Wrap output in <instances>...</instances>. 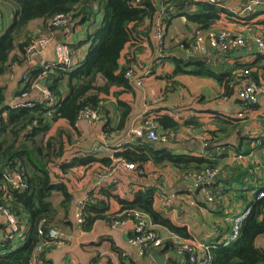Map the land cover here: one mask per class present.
Wrapping results in <instances>:
<instances>
[{
  "label": "crops",
  "instance_id": "obj_1",
  "mask_svg": "<svg viewBox=\"0 0 264 264\" xmlns=\"http://www.w3.org/2000/svg\"><path fill=\"white\" fill-rule=\"evenodd\" d=\"M189 2H192V8L188 6L186 9L172 8L170 12V20L166 26L169 51L166 59L158 57L156 43L152 37L144 41L143 47L136 51L134 56L132 49L126 50L125 54L128 52V56L135 59L129 66L140 67L138 68L140 72L152 67L153 71L146 77L143 87L134 86L131 92L124 93L121 97L129 101L132 107L124 131H117L114 134L104 132L106 122L111 127H116L120 121V112L114 97L108 100L104 114L100 112L99 120L94 122L79 120L77 130H64V134L67 135V138L64 137L66 152L60 162L53 164L51 168L55 173L53 175L55 180H61L67 185L69 193L72 194V201L69 211L66 212L62 206L63 195L56 191L51 197L58 212L53 226L60 232L61 239L47 252L48 264H157L152 257L154 251L142 257L130 244L134 225L132 221H128L124 226L112 227L108 219L102 218L97 219L90 229L86 228V223L83 226L77 224L75 218L78 205L90 192L101 201L100 199L105 198L103 191L109 187L112 189L113 196L105 198L106 212L109 214L120 211L119 199L133 202L147 193H152L156 210L173 224L185 227L192 237L181 238L208 244H223L231 234L227 216L249 206L257 199L258 192L264 188V102L249 106L245 114L240 116L243 107V102L238 96L240 88L227 91L214 77L195 73L198 66L188 57L182 56L176 47L177 41L196 26L184 14L193 13L197 9L193 5L195 0ZM243 2L244 0L218 1L221 7H224L225 13L213 28L242 30L246 34L261 33L258 22L264 19L261 13L264 8H259L255 12L257 17L253 22L247 19L250 15L241 14ZM9 10L10 15L3 16L0 13V37L12 22L13 11L10 8ZM95 13L91 15V22L80 23L72 29L68 27L55 30L53 42L41 55H28L27 59L21 58V61L13 62L11 71L0 78V83L8 87L7 99H10V104L18 97L16 94L23 91L26 86L24 74L39 70L43 59L50 62L56 59L55 46L58 42L73 45L76 51V65L85 58L91 43L89 35L94 33V27L101 23L103 18L98 10ZM251 24L255 25L251 27ZM30 30L35 36L47 33L43 20L33 21ZM18 54L19 52L15 51L13 56ZM201 57L205 60L198 62H204V72L211 71L218 75L234 74L244 64L264 67V54H261L256 44L228 53H218L211 49L208 54ZM177 58L187 60L183 68L188 72L175 75ZM121 63L128 65V57L124 56ZM254 71L256 72V69ZM263 71L264 69H259L256 73L264 83ZM31 97L41 98L40 89L34 88ZM158 117H169L179 123L177 130H163L159 127V133L174 131L180 135L166 144H155L163 145L177 155L217 160L219 165L229 167L211 182L202 187H194L184 179L185 172L172 164L158 165L152 161L148 162L144 164L146 172L143 175L120 167L116 174L119 179L117 183L99 177V174L107 171L108 164L99 162L85 164L88 158L95 156L98 159H109L112 161L110 166H116L118 159H121L116 154L141 141L131 138V130L141 126L147 118ZM187 122L193 124L186 125ZM204 138H207L208 146L203 145ZM100 147L103 149L100 150ZM74 152L78 154V159L74 162L68 161ZM240 154L244 159L237 160L236 157ZM63 165H70L72 168L64 171L61 168ZM234 168H241L236 178H233ZM241 173L244 175L241 176ZM220 175L223 176L222 179H219ZM206 191L213 193L215 197L213 203L206 200ZM192 201L195 204H192ZM87 204L86 202L85 205ZM23 226L26 227L25 223ZM6 229V216L0 212L2 239L5 237ZM154 230L164 241L174 240L173 235L176 233L168 228L154 224ZM20 240L21 237H17L15 243H20ZM259 245L264 246V237L259 240ZM156 249L167 255L165 264H172L171 262L191 264L188 257L166 248V245ZM203 254V251H199L200 257Z\"/></svg>",
  "mask_w": 264,
  "mask_h": 264
},
{
  "label": "trees",
  "instance_id": "obj_2",
  "mask_svg": "<svg viewBox=\"0 0 264 264\" xmlns=\"http://www.w3.org/2000/svg\"><path fill=\"white\" fill-rule=\"evenodd\" d=\"M187 2L189 0H0L1 4L13 11L12 22L0 37V78L11 71L13 62L28 58L27 47L35 37L30 30L33 21L43 20L48 35L54 31L49 22L56 15L70 16L74 27L80 23L91 22V15L96 14V10L103 16L101 23L94 27V33L89 35L91 43L85 58L76 67L66 69L53 64L46 75L41 77L40 82L49 89L56 101L54 106H48L41 98H34L35 104L31 108L10 107L6 105L8 87L0 83V182L5 183L1 172L11 170L22 173L28 184L27 189H14L12 185L7 184L6 189L0 192V204L16 212L22 224L26 225L21 244L15 243L14 239H4L0 242V264H31L34 259L40 264H48L46 254L54 245L49 243L40 251L38 248L46 241H51L48 237L49 231L54 228L53 223L58 214L51 197L54 192H60L63 195L62 206L66 212L69 211L72 201V194L69 193L67 185L61 180H55V173L51 168L53 164L60 162L66 152L64 137L67 135L64 130H77L83 110L93 109L100 113L101 110H106L108 100L114 97L117 100L120 121L116 127H111L106 122L104 132L114 134L124 131L132 107L129 101L121 97L133 90L134 86L126 73L135 67L129 66L135 59L125 52L132 49L134 56L136 51L141 50L145 40L153 38L155 22L163 5L167 6L166 9H186ZM193 5L197 9L193 13L184 14L196 25L195 28L203 32L214 29V25L225 13L224 7H221L218 1H197ZM170 12L168 11V16H171ZM261 13L264 15V11ZM256 17L257 13H253L247 19L254 22ZM165 20L168 24L170 17ZM255 24H251V27ZM258 25L264 35V19H261ZM178 45L177 43L176 47ZM166 50L168 51V48ZM15 51L19 54L13 56ZM124 56L128 57V65L121 63ZM186 61L184 58L176 59L175 75L188 72L183 68ZM192 63L198 66L195 73L214 77L227 91L241 87L235 72L218 75L211 71L204 72V62ZM256 66L244 64L236 72L250 70V78L263 83L256 72L264 67ZM41 74V68L24 74L27 77L26 86L16 96L19 97L24 91L33 93L32 83L38 80ZM153 121L157 125L158 134L163 133L158 132L159 127L163 130H177L179 127V123L169 117H158ZM191 124L193 123H186ZM116 156L141 168L152 161L158 165L172 164L185 173L206 168H220L223 172L229 167L219 165L217 160L174 154L165 146L149 142L147 139L117 153ZM92 162L108 164L107 169L112 167L111 160L98 159L95 156L88 158L85 164ZM61 168L66 171L72 167L63 165ZM240 170L241 168L232 169L233 178L237 177ZM243 175L241 173V176ZM103 194L105 198L112 197V189L106 188ZM88 195L92 201L84 208L87 229H90L97 219L105 218L112 222L121 213V218H127L128 214H123L124 212L137 210L148 213L154 224L166 227L186 239L192 238L185 227L173 224L156 210L152 193H147L133 202L119 199L120 211L110 214L106 212L105 198L99 201L93 192ZM98 206L101 208H97ZM249 206L252 207V214L242 225L238 239L226 246L218 243L212 250V264H264V246L259 245V240L264 237V198L255 199ZM40 230L43 231L42 234ZM163 242L162 246L166 245V248L184 254L190 261L189 254L180 251L181 242ZM156 248L158 247H151L148 255Z\"/></svg>",
  "mask_w": 264,
  "mask_h": 264
},
{
  "label": "built area",
  "instance_id": "obj_3",
  "mask_svg": "<svg viewBox=\"0 0 264 264\" xmlns=\"http://www.w3.org/2000/svg\"><path fill=\"white\" fill-rule=\"evenodd\" d=\"M163 2H167L169 0H162ZM203 1V0H195ZM220 2L230 1V0H217ZM192 2H189L188 8H192ZM167 6H162V10L158 13L155 26L153 39L156 43V48L158 50V57L163 58L169 56V51L166 50L168 48L167 39H166V18L168 16V11L172 10V7L166 9ZM259 8H264V0H244L241 14L245 16L252 15ZM71 18L68 15H56L49 22V26L55 31L58 29H67L71 25ZM54 31L45 36H35L29 46L27 47V54L29 56L33 54H42L44 50L51 45L53 42V33ZM177 43L179 44L177 49L180 51L183 57L189 56H202L208 54V52L212 49L217 51L218 53H228L234 50H239L243 48L250 47L251 44H256L258 46L261 54H264V35L260 32L254 33H244L242 30H231L228 28L225 29H210L206 32H203L197 28L192 29L189 33L179 38ZM56 59L53 62L43 59L41 61V69L42 74L38 80H35L32 83V89L37 88L41 91V99L45 101L48 106H54L56 101L52 97L49 89L43 85L40 80L41 77H44L49 71L51 65H60L66 69H73L76 67V59H75V48L72 44L68 42H58L55 46ZM152 67H148L144 71L140 72L138 68L132 67L130 68L126 76L131 81L132 85L135 87H143L145 84V79L149 75L152 74ZM238 76V81L241 82V87L239 90V98L243 102V107L241 109L240 116H243L247 110V108L251 105L260 104V102H264V83H258L255 80L250 78L251 71L245 70L240 72H235ZM249 78V79H247ZM26 80L27 77L24 76ZM43 85V87H41ZM34 99L31 97L30 91H24L19 97H16L14 101L9 105L10 107H26L31 108L34 106ZM101 118L100 113L93 109H85L81 112L79 120H86L89 122H94ZM157 125L153 121V119L144 120V123L131 130V138L136 139H147L152 143L166 144L170 142V140L174 138H179L177 133H157ZM202 143L205 146H208L207 138L202 139ZM100 150L103 147L99 148ZM237 160L244 159L242 154L238 155ZM78 159V154L74 152L69 158L68 161L74 162ZM120 167H124L129 171H134L140 175L145 174V169L139 167L135 163L127 162L124 159H118L117 165L112 166L111 168L105 170L99 177L101 179H109L113 183H117L119 181L118 177H116L117 170ZM3 174L5 183L0 182V192L4 191L5 185L10 184L14 189H27L28 184L26 179L23 177L22 173L18 171L4 170L1 172ZM221 173L220 168H206L202 171H189L184 174V179L193 184L194 187H200L206 183L211 182L216 179L218 175ZM206 200L208 202L213 203L215 201V197L213 193L206 191ZM258 199L264 198V188L258 192ZM90 201V195H87L83 202L78 205L77 213H76V222L79 226H83L85 223V214L84 208L85 203ZM195 204V202H191ZM0 212H2L6 216L7 221V229L5 233V237L3 239L15 240L17 237H22L24 233L25 226H23L19 216L16 212L12 211L10 208L0 204ZM128 214L127 218H121L122 213L118 215V218H115L111 225L112 227L124 226L128 221L133 222V230L132 236L130 238V244L133 245L140 256L146 257L148 251L151 247H161L163 245L164 239L159 237L154 230V223L152 221L151 216L148 213L131 210L124 212L123 214ZM252 214V207L247 206L242 211L229 214L226 218L230 227L231 234L223 243L224 246L232 243L236 239H238L240 235V231L242 225ZM42 234L43 231L40 230ZM51 241H46L43 245H41L38 250H42L45 245L53 244L56 245L61 237L60 232L56 228H50L49 236ZM173 238L175 241L181 242L182 246L180 251L190 256L191 264H212L213 254L212 250L216 247L217 244H208L204 242H196V241H188L181 236L174 234ZM0 237V242L3 240ZM199 251H203V256H199ZM31 264H40L37 259H34Z\"/></svg>",
  "mask_w": 264,
  "mask_h": 264
},
{
  "label": "water",
  "instance_id": "obj_4",
  "mask_svg": "<svg viewBox=\"0 0 264 264\" xmlns=\"http://www.w3.org/2000/svg\"><path fill=\"white\" fill-rule=\"evenodd\" d=\"M73 28V25H70V29ZM190 61H194V62H198V61H202L205 60L203 57L201 56H189L188 57ZM41 87H43V85H41ZM10 99L6 100V105L10 104ZM101 114H104V110H101ZM209 148V147H208ZM223 176L220 175L219 179H222ZM202 187V186H201ZM152 257L154 258V260L156 261L157 264H165L166 263V259H167V255L163 253L162 250L160 249H156L154 250V252L152 253Z\"/></svg>",
  "mask_w": 264,
  "mask_h": 264
},
{
  "label": "rangeland",
  "instance_id": "obj_5",
  "mask_svg": "<svg viewBox=\"0 0 264 264\" xmlns=\"http://www.w3.org/2000/svg\"><path fill=\"white\" fill-rule=\"evenodd\" d=\"M3 6H5V5H0V13H2L3 14V16H7L8 14L10 15V10H9V8L8 7H3ZM2 7H3V9H2ZM46 34H43V35H41V36H45ZM36 36H40V35H36Z\"/></svg>",
  "mask_w": 264,
  "mask_h": 264
}]
</instances>
